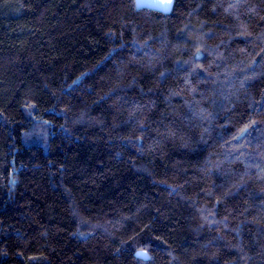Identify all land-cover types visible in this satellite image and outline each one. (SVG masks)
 I'll return each mask as SVG.
<instances>
[{"label": "trees", "instance_id": "1", "mask_svg": "<svg viewBox=\"0 0 264 264\" xmlns=\"http://www.w3.org/2000/svg\"><path fill=\"white\" fill-rule=\"evenodd\" d=\"M0 264H264V0H0Z\"/></svg>", "mask_w": 264, "mask_h": 264}, {"label": "rangeland", "instance_id": "2", "mask_svg": "<svg viewBox=\"0 0 264 264\" xmlns=\"http://www.w3.org/2000/svg\"><path fill=\"white\" fill-rule=\"evenodd\" d=\"M138 4L170 10L173 5V0H171L170 4L168 3V0H138Z\"/></svg>", "mask_w": 264, "mask_h": 264}, {"label": "snow or ice", "instance_id": "3", "mask_svg": "<svg viewBox=\"0 0 264 264\" xmlns=\"http://www.w3.org/2000/svg\"><path fill=\"white\" fill-rule=\"evenodd\" d=\"M168 3L170 4L171 3V0H168ZM141 255H143V254L141 253Z\"/></svg>", "mask_w": 264, "mask_h": 264}]
</instances>
